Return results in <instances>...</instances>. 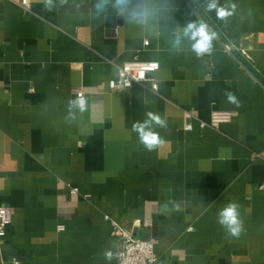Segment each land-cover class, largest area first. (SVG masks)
I'll return each instance as SVG.
<instances>
[{"label": "crops", "instance_id": "0c3cea01", "mask_svg": "<svg viewBox=\"0 0 264 264\" xmlns=\"http://www.w3.org/2000/svg\"><path fill=\"white\" fill-rule=\"evenodd\" d=\"M197 1L264 77V0ZM189 23L205 25L185 0H0V205L14 208L0 264H117L111 219L146 218L135 235L156 264H264V87L206 25L197 55ZM135 60L156 64L157 90L111 88ZM214 110L236 115L200 127ZM145 121L152 150L133 130ZM229 203L238 236L218 223Z\"/></svg>", "mask_w": 264, "mask_h": 264}, {"label": "built area", "instance_id": "2783aa9c", "mask_svg": "<svg viewBox=\"0 0 264 264\" xmlns=\"http://www.w3.org/2000/svg\"><path fill=\"white\" fill-rule=\"evenodd\" d=\"M22 5L25 8H30V0H22ZM156 69V64L149 61L135 60L127 62L119 67L118 78L110 81V86L113 89L125 88L134 83H145L152 81L151 88L158 89V83L152 80L149 75ZM74 93L78 97V106L84 107L86 105L87 93L82 87L74 89ZM83 101V104H81ZM190 115V114H188ZM236 112L229 110H214L211 113L209 121H199L202 128L211 127L219 129L222 123L230 122ZM185 128L192 130L194 124L192 122L186 123ZM73 191H79V188H73ZM14 208L8 205H0V239L7 235L8 227L13 222ZM112 234L119 238L120 248L116 251H110L111 256H115L117 264H156L158 255L155 252L154 238H140L135 235V228L138 226L149 227L151 220L138 219L135 221V228L125 226L123 223L111 219ZM13 264H19L16 259Z\"/></svg>", "mask_w": 264, "mask_h": 264}, {"label": "clouds", "instance_id": "9594fccd", "mask_svg": "<svg viewBox=\"0 0 264 264\" xmlns=\"http://www.w3.org/2000/svg\"><path fill=\"white\" fill-rule=\"evenodd\" d=\"M215 7V3L209 5L210 9ZM218 15L220 18H225L228 15H231V13L221 8L218 10ZM189 34L190 38L196 41L192 45V49L197 55H201L211 50L212 35L208 33L205 25L201 24L197 27L194 23H189L185 29V35L188 36ZM226 95L229 102L237 103L236 97L232 93H226ZM81 104H83V101H81ZM148 117L149 120L155 121L161 126L164 125V121L158 115L148 113ZM148 122L149 121H145L143 124L139 122L134 123L133 130L140 133V141L145 148L152 150L153 147L159 143L160 138L157 133L145 131ZM238 207L239 206L235 203H229L219 212L218 215V223L225 227L227 232L233 236H238L242 230V221L239 219Z\"/></svg>", "mask_w": 264, "mask_h": 264}, {"label": "water", "instance_id": "95a60500", "mask_svg": "<svg viewBox=\"0 0 264 264\" xmlns=\"http://www.w3.org/2000/svg\"><path fill=\"white\" fill-rule=\"evenodd\" d=\"M201 21L208 27V29L214 34L218 41L223 45L225 49L246 69L252 76L264 87V77L256 69V67L244 56V54L228 39V37L222 32L214 20L204 10L197 0H185ZM247 42H244L243 49H247ZM143 238L141 236H138Z\"/></svg>", "mask_w": 264, "mask_h": 264}]
</instances>
